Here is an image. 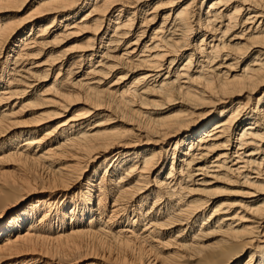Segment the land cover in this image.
I'll list each match as a JSON object with an SVG mask.
<instances>
[{"label":"bare ground","instance_id":"1","mask_svg":"<svg viewBox=\"0 0 264 264\" xmlns=\"http://www.w3.org/2000/svg\"><path fill=\"white\" fill-rule=\"evenodd\" d=\"M0 264H264V0H0Z\"/></svg>","mask_w":264,"mask_h":264},{"label":"rangeland","instance_id":"2","mask_svg":"<svg viewBox=\"0 0 264 264\" xmlns=\"http://www.w3.org/2000/svg\"><path fill=\"white\" fill-rule=\"evenodd\" d=\"M217 186H220V185H217ZM230 189H233L234 191H237L239 188H230ZM238 197V196H237ZM236 197V198H237Z\"/></svg>","mask_w":264,"mask_h":264}]
</instances>
